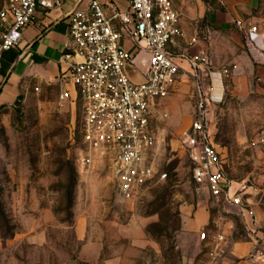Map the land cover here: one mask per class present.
<instances>
[{
	"label": "rangeland",
	"instance_id": "rangeland-1",
	"mask_svg": "<svg viewBox=\"0 0 264 264\" xmlns=\"http://www.w3.org/2000/svg\"><path fill=\"white\" fill-rule=\"evenodd\" d=\"M231 1L175 0L182 35L170 48L196 52L199 45L217 66L231 68L215 141L229 176L261 188L248 197L264 223L257 148L264 145V78L229 14ZM258 3L264 32V0ZM225 13L230 22H222ZM23 84L18 100L0 110V264H212L201 229L184 225L185 213L205 210L211 220L224 216L222 227L211 221L205 228H231L243 239L242 219L196 184L180 144L192 119V81L180 79L158 111L156 161L168 176L131 199L118 192L109 159L84 142L80 112L60 101L56 80L33 76Z\"/></svg>",
	"mask_w": 264,
	"mask_h": 264
},
{
	"label": "built area",
	"instance_id": "built-area-1",
	"mask_svg": "<svg viewBox=\"0 0 264 264\" xmlns=\"http://www.w3.org/2000/svg\"><path fill=\"white\" fill-rule=\"evenodd\" d=\"M52 0H3L0 7V74L4 52L19 45L23 31L39 6ZM70 17V41L61 57L59 98L81 115L86 145L109 159L117 190L124 199L168 173L157 165L156 123L163 100L180 79L192 81L194 108L180 144L191 162L192 176L215 204L233 207L253 243L248 264H264V226L247 196L251 185L234 187L213 131L215 113L227 98L228 65L217 66L207 49L175 52L170 45L182 35L175 0H90ZM246 34L245 46L256 63L264 64V47L257 44L258 25L234 20ZM147 54L142 79L139 53ZM162 113L161 116H166ZM218 227V224L216 223ZM200 239L210 246L212 264H224L232 251L233 232L203 228Z\"/></svg>",
	"mask_w": 264,
	"mask_h": 264
},
{
	"label": "crops",
	"instance_id": "crops-1",
	"mask_svg": "<svg viewBox=\"0 0 264 264\" xmlns=\"http://www.w3.org/2000/svg\"><path fill=\"white\" fill-rule=\"evenodd\" d=\"M54 5L49 8L39 6L34 15L33 21L24 28L23 39L19 45L4 52L2 72L0 74V110L3 107L13 105L19 95L23 92V81L31 79L33 76L40 80H56L59 83L64 64L61 62L63 53L67 50L66 45L70 41V13L75 8H86L90 0H52ZM259 0H232L231 11L229 14L236 18H242L258 25V21L262 22L260 16ZM117 2L126 7L128 0H117ZM223 23L230 22L228 13L221 16ZM260 28L261 26L258 25ZM261 29V28H260ZM259 35L254 36L257 44L264 46V32H258ZM198 46V47H196ZM196 49L200 47L195 45ZM198 51V50H197ZM196 51V52H197ZM147 54L141 52L136 60L140 66L139 72H132L133 79L141 80V71L145 70V60ZM259 71L264 78V64L260 65ZM61 89V85H60ZM261 155L264 156V145L257 147ZM234 187L239 186L236 180ZM261 188L252 186L248 189V194H257ZM249 198V197H248ZM251 198H249L250 200ZM235 210V208L231 207ZM255 209V208H254ZM256 210V209H255ZM236 211V210H235ZM257 212V211H256ZM259 217V214L257 212ZM221 216L219 219L211 220V214L208 211H197L195 217L184 214V225L187 228L201 230L206 224L214 223L217 228L222 227ZM241 218V217H240ZM242 219V218H241ZM259 220L264 226V223ZM244 231V230H243ZM233 232L229 229L228 233ZM232 244V251L225 257L224 264H248L246 256L252 250L253 243L243 234V239H235Z\"/></svg>",
	"mask_w": 264,
	"mask_h": 264
}]
</instances>
